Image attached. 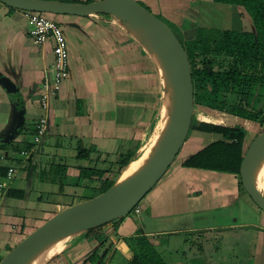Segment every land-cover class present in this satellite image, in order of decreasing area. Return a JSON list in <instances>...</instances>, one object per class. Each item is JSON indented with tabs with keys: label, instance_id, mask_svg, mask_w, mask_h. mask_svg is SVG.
Segmentation results:
<instances>
[{
	"label": "crops",
	"instance_id": "crops-1",
	"mask_svg": "<svg viewBox=\"0 0 264 264\" xmlns=\"http://www.w3.org/2000/svg\"><path fill=\"white\" fill-rule=\"evenodd\" d=\"M144 1L146 4L151 5L155 13L165 14L167 18L169 16V19H166L177 29L183 41L193 39L198 27L238 29L243 24L236 14L237 9L235 7L217 3L213 0ZM198 7H200V10ZM6 8L0 3V63L5 62V67L11 65L12 68L17 69L18 73H22L25 76L22 80L23 85H25L26 81L29 83L33 81V88L31 86L30 88H28L29 86L26 88H28L27 91H34L36 90L34 87L41 81L43 73L52 59L50 46L45 45L42 48L36 46L28 35L29 29L25 27V25L28 26L25 16L19 11L10 13ZM59 16L61 20L72 21L71 19H67L72 18L71 15ZM82 24L85 26L88 24V21H81L78 25L77 29H79L80 33L71 31L74 41L68 37V48L71 57L70 73L68 78L63 82L59 93L51 99L47 134L43 142L35 146L34 150L36 154L35 159H33V161H36L41 166L40 168L44 167L45 163L66 164L68 178L72 171L79 170L80 165L85 166L87 160L77 159L78 151L82 148H93L90 154L99 151L104 155H117V153L127 147H137L138 145L140 147L143 144L142 139L144 135L135 136L132 130L135 128V120L139 121V110L142 109V107L140 108L138 97L145 93L142 87H148L149 85L148 77L142 75L141 78L139 73L142 72L139 70L135 71V68L129 65V61H126L124 66L122 64L123 59L119 53L123 54L124 52L128 57L127 60H130L129 57H136L137 55L129 49V46L133 44L132 41L127 42L129 39L121 36L119 31L115 33L114 37L108 39L100 31L99 27L101 23H99L86 28V32L89 33V38L86 41L88 43H86L87 46L83 44L84 47H80L84 37L80 30ZM103 26L107 25L103 24ZM96 27H98L99 31H95ZM96 43L100 47H95L97 46ZM81 48L82 51L80 52L79 49L81 50ZM35 56L37 64L34 68L32 65ZM27 68L32 73H29ZM37 72L41 73V75ZM0 73L2 74L1 71ZM34 104L37 105L39 111L40 106L37 101V94L34 96L30 94L28 101H26L25 107L27 109L25 110L24 122L28 115H33ZM40 112L41 110L34 119L31 117L28 120L31 128L34 127L35 122L40 116ZM225 118L227 122L234 120L231 117ZM197 133L201 134L197 143L215 140L211 139L212 137L209 134ZM22 136L20 135L19 140L23 138ZM207 136L208 140H206ZM105 160L109 164L112 158L105 156ZM102 161L104 162V159L100 160V162ZM0 162L2 164L6 162V164L10 165L7 160L1 159ZM24 162L26 161L23 160ZM178 162V165L173 167L140 202L141 212L135 216L139 218L138 222L143 223L142 228L139 227L128 232H114L118 237V241L116 242L115 239H112L113 247L111 251H113V254L115 251L123 250L122 244L126 242L123 241L125 238L136 235L146 236L151 242V239H156V243L157 239L162 242L165 239L170 244V238L176 240V238H181L177 235L187 232L214 230L220 228V226L237 227L253 225L248 224L249 222L239 223L237 219L232 223H225L228 218L231 219L234 216L235 205L238 204L239 206L242 202L248 200L245 193L241 192L239 188V177L237 178V175L207 169L184 168L181 166L182 160ZM100 168H102V164ZM107 174L110 173H106L105 175L107 176ZM33 177L38 178L36 174ZM26 179L29 181L27 176ZM31 180L32 178H30ZM86 183L93 184L92 186L97 185V182L94 180H88ZM10 187L21 189L20 184H14V181L11 182ZM38 193H40V190L37 191ZM6 194L5 198H1L0 191V256L4 253L2 251L6 247L5 245L12 246L9 244L10 240H7V236L9 234L14 235L9 222H12L13 225L16 218L14 216L15 211L14 209L12 210L13 207L6 206V204L9 203L11 205L19 201H23L26 204L28 198V196L26 198V193L24 199L10 198ZM188 196L190 198L193 197V199L191 201L186 200ZM2 199H5L4 203H2ZM28 203V206L26 205L25 207L24 215L19 218L21 220V231H23L22 228L25 230V228L31 225V227L39 226L48 215V212L44 211L36 216L38 207L35 209L34 205L29 201ZM16 208H18V204ZM39 209L41 210V207ZM235 211L237 212L238 208ZM184 213L193 215L194 217H203L204 220H210L213 216H218L221 222L215 225L214 223L206 224L204 222L201 224L196 222V225L193 227L178 229H172L165 225L167 222L168 224L170 223L171 215L176 218L177 214L180 216ZM162 215L167 218L159 222ZM262 218L263 222L261 226L264 227V217ZM30 220H33L32 224L29 223ZM35 221H39V225ZM133 224L136 226L135 222ZM22 238L21 234L17 237L19 240ZM258 242L259 245L260 243L264 244L262 233L258 235ZM122 253L123 261L125 264H128L123 251ZM262 253H264L263 249L260 251L256 250L254 253L256 255L252 253L254 258L251 262L253 264H264L261 255H259ZM73 259L71 257V263L80 261L77 258ZM70 261L64 263H70ZM56 264H63V262Z\"/></svg>",
	"mask_w": 264,
	"mask_h": 264
},
{
	"label": "rangeland",
	"instance_id": "rangeland-1",
	"mask_svg": "<svg viewBox=\"0 0 264 264\" xmlns=\"http://www.w3.org/2000/svg\"><path fill=\"white\" fill-rule=\"evenodd\" d=\"M139 3H141L143 6H145L147 9H149L155 16H158L159 19H161L163 22H165L167 25H171L167 19H169V16L165 14H158L153 11V8L151 5L146 4L144 0H137ZM7 7V6H5ZM200 10V7H198ZM10 13L16 12L17 10H14L12 8L7 7L6 8ZM238 15V12L236 13ZM46 16H50L49 14H46ZM239 16V15H238ZM167 18V19H166ZM57 19V17H55ZM71 19L70 20H65L63 19L61 23V27L64 29L65 33L68 35L73 40V33L71 31H76L77 33H80L75 26H71L69 24L74 23L79 25L81 21H88V24L83 26L81 25V32L82 35L84 36L82 41H81V46L84 47L87 46L86 42L87 38H89V33L86 32V28L88 26L92 27L91 25H96L101 23L100 25V31L105 34V36L110 39L111 37L115 36V33L119 31L121 36L127 37L129 40L127 42H133L132 46H129V49L132 50V52L136 55V57H129L130 60H127V55L122 53H119L122 60L123 66L125 65L126 61H129V65L135 68V71H140L142 73H139V76L142 78V75L147 76L149 80V85L148 87L143 86L144 94L139 95L138 100L140 103V108L142 107L140 111V114L138 115L139 121L135 120V128H133L132 133L135 136H143V144L141 145V148L147 146L150 141L152 140V137L158 132L161 116L163 114V102H162V91H163V81L158 73L155 65L152 63L150 58L145 54L143 49L141 48L140 45H138L125 31V29L122 27L123 23L117 19L113 18L110 15L107 14H99L97 16H91V17H79V16H72V18H67ZM58 21L61 20V17L58 16ZM247 22V21H242ZM84 23V22H83ZM103 24L107 26H103ZM98 26V25H97ZM111 26V27H110ZM25 27L28 29L29 27L25 25ZM247 27V23L245 24L244 28ZM95 31H99L98 27ZM174 31H177V29L173 26L172 27ZM107 39V40H108ZM74 41V40H73ZM97 46L95 47H100L98 43H96ZM118 48V46H117ZM91 49V48H90ZM79 51H82L79 49ZM118 51V50H117ZM5 62L0 63V71L2 74L5 76L11 78L19 88V91L21 95L23 96V104L24 107L26 106V101H28V97L31 94V96H34L39 93V84H37L36 90L34 91H27L28 88H33L34 84L33 81L29 83L26 81L25 85H23V78L25 77L22 75V73H18L17 69H14L10 66L5 67ZM37 64V59L36 56L33 58V65L32 67H36ZM29 73H32L29 68H27ZM39 75L41 73L37 72ZM32 76L31 74H28ZM44 76V73H43ZM34 78V77H33ZM29 86L28 88H26ZM37 92V93H36ZM142 97V98H141ZM9 95L7 94L3 84L0 82V144H8V143H13L11 144L14 145L15 143L18 142L20 134L16 133L15 128H10V130L7 131V125H9L10 122V101H9ZM251 110L259 112L260 116H264V92L259 95L258 99L256 102L254 101V98L251 101ZM39 108V107H38ZM193 111V121L194 124H198L200 121H208V122H213L217 124H222V125H227V126H232V125H242L245 127L247 130V136H246V143H250V141L264 129L263 125H260L259 122H255L252 120H247V119H239L236 116H230L228 114L221 113L217 110L211 111L207 107H203L200 105H196L194 107ZM27 107H25V110ZM40 111V108H39ZM37 109V105L34 104L33 106V115H28L26 117L25 121V129L31 128L30 123L28 120L32 117L33 119L35 116L39 113ZM138 111V113H139ZM225 117H231L234 120L230 121H225ZM25 118V117H24ZM229 119V118H228ZM31 121V120H30ZM234 121V122H233ZM11 127V126H10ZM198 131H192L191 135L189 137V140L187 139L185 143L183 144L179 154L176 156L174 159L173 163L165 173V175L159 180V182L168 174L170 170L173 169V167H176L179 163L178 161H183V158L187 157L190 153L194 152L197 148L201 147L203 144H207L206 142H209L208 136L206 137V142L203 143H197L199 140V136L201 134L197 133ZM4 133H7L8 136L3 135ZM23 136H25L26 140L30 141L32 140V135L31 133L28 134L26 132L22 133ZM22 136V137H23ZM211 139H218L221 138L220 135H211ZM60 142V141H59ZM146 144V145H145ZM144 145V146H143ZM196 145V146H195ZM80 148V147H79ZM35 149V148H34ZM34 151V150H33ZM95 152L97 153L95 155ZM94 154H90L88 157V160L85 162V166L88 167H95L97 169H106L108 166V163L105 161V156H109L110 158L115 157V154L112 155H104L103 153L99 151H95ZM33 153V152H32ZM6 157L9 158H14V153H11L7 148L6 149H0V158L1 159H6ZM98 157V158H97ZM0 159V160H1ZM18 159L21 161L22 156H18ZM104 159V162H100V160ZM6 161V160H4ZM28 161V160H27ZM1 163V162H0ZM3 164H6V162H3ZM12 167L17 168L15 177L12 181H14V184L19 183L21 186V189L25 190L26 195L28 196L27 198V203L23 201L19 202H14V204H9L7 203L6 206H11L13 207L12 210L14 209L15 214L14 216L16 217L15 223L12 225V222H9V226L12 228V231H14V235L9 234L7 236V240H10V243L12 246L13 244L19 240L17 237H19V234L24 237L25 235H28L31 231H33L36 227H29L22 229L21 231V218L22 215H24L25 212V207L26 205L28 206V201L34 205L35 209L38 207V210L36 211V216L41 214V212H48V215L45 219L42 221L45 222L51 217L55 216L59 212L63 211L69 206L84 202L86 200H89L93 198L94 196L99 194L98 190L92 189L93 184H85L84 180L79 178V170L78 171H72L70 177H67V170L65 172V175L63 177V186L60 190L58 184L50 181V176L47 175L45 176V179L40 180L39 178H35L31 176L32 180L29 181L26 179L27 176V168H26V163L23 165H18V162L13 161L11 162ZM102 164V168H100V165ZM53 175V174H52ZM120 176V175H119ZM119 176L115 175L114 173H110L106 175H103L101 179H117ZM68 178V179H67ZM238 178V176H237ZM115 179V180H116ZM89 180H94L97 182L99 180V177L97 175H93ZM239 180V178H238ZM3 183V180L0 179V183ZM67 182V183H66ZM158 182V183H159ZM29 183V184H28ZM11 185V184H10ZM10 185L6 186L7 188L0 190L1 191V198H5V194L8 192V188ZM87 185V186H86ZM157 186V184L155 185ZM154 186V187H155ZM239 188L241 189V192L245 193L243 190L242 186L239 184ZM40 190V193L37 194V191ZM41 195L43 198V201H38L37 196ZM7 195V194H6ZM245 196L248 200L245 202H242L239 206L238 204L235 205V210L238 208V211L236 212L234 210V216L230 219L228 218L225 223H232L234 222L235 219L240 222H249L248 224H253V225H246V226H237V227H221L218 229H208V230H200L197 232H187L184 234H180L177 236H180L181 238H170L171 242L168 244L165 239L162 241H159L157 239H151L152 240V245L158 252V254L161 256V258L166 262L170 264H253L252 259L254 258L253 255L256 250L260 251L263 249L264 251V244L258 242V235L260 233L263 234L264 237V227H262V222L264 214L263 212L255 206V204L252 202L250 197L245 193ZM196 198V197H194ZM36 199V200H35ZM188 196L186 200H192ZM3 200V201H2ZM2 203H4L5 199H2ZM185 200V201H186ZM33 201V202H32ZM44 205L43 207L40 204ZM18 204V208H16ZM238 206V207H237ZM41 207V210L39 209ZM8 208V207H7ZM6 208V209H7ZM8 210V209H7ZM33 211V210H32ZM201 215V214H199ZM32 216V214H31ZM142 217H144L142 215ZM166 216L162 215V218L159 219V222L162 220H166ZM170 223L168 222L165 224L166 226H169L172 229H178L182 227H193L195 226L196 222H199L203 224L204 222L206 224H219L221 222L220 217L218 216H213V218H210V220H204L203 217L199 216H193V215H188L187 213H184L183 215H176L175 216L171 215L170 216ZM139 218H137L134 214L133 211H131L127 216L124 218L120 219L118 222L115 223V229L113 231L111 225L104 226L103 231H105L106 235L109 238V242H112V239H115L116 242L118 241V237L114 232H128V231H133L136 228L138 229L139 227L142 228L143 223L138 222ZM37 222V221H35ZM133 222L136 223L133 224ZM30 224L33 223V220H30ZM39 221L36 223L38 224ZM39 225V224H38ZM111 228V229H110ZM111 230V231H109ZM139 236V235H137ZM136 237V236H134ZM9 238V239H8ZM87 234L84 232L80 235L62 240L61 242H58L54 245L52 250H49L50 258L52 259L49 262V264H56L58 262H69L71 260V257L74 259L77 258L80 260L79 262H73L71 263H66V264H82L81 258H79V255L84 259L86 258L89 254L92 252V245L93 241L91 244H89L90 239H86ZM128 244L132 242L131 240H127ZM181 242V243H180ZM180 247H179V244ZM108 244V243H107ZM157 244V245H156ZM4 248L2 252V256L9 251L12 246H7ZM106 245L101 246L98 248V253L102 254V257L104 258V264H125L123 261V256H122V251L125 253L128 250V247L124 244H122L123 250H118L115 251L113 254V251L110 252H103L105 250ZM179 247V248H178ZM71 248V249H70ZM170 250V252H168ZM74 251V252H73ZM254 251V252H253ZM253 253V255H252ZM261 255V259L264 263V253L259 254ZM1 257V256H0ZM56 259V260H55ZM73 259V260H74ZM113 259V261H112ZM88 264V263H86ZM92 264V263H89Z\"/></svg>",
	"mask_w": 264,
	"mask_h": 264
},
{
	"label": "water",
	"instance_id": "water-1",
	"mask_svg": "<svg viewBox=\"0 0 264 264\" xmlns=\"http://www.w3.org/2000/svg\"><path fill=\"white\" fill-rule=\"evenodd\" d=\"M0 3L19 12L79 17L107 14L119 19L128 35L141 46L155 65L163 81V105L167 100V106H163V112H166L168 119L166 129L142 168L126 181L118 183L117 178L106 191L69 206L43 222L0 259V264H25L35 254L44 249H52L62 240L102 225H111L113 221L127 216L142 201L165 175L185 143L195 109L193 85L190 63L182 43L165 22L137 0H94L89 3L64 0H0ZM69 25L79 27L74 23ZM63 33L66 36L64 30ZM0 82L9 95L11 105L7 131L10 128L17 131L24 124L23 96L16 83L1 73ZM165 86L169 88L167 93ZM43 139L44 137L39 144ZM141 149L140 146L133 159L139 155ZM262 160L264 129L248 143L239 171L243 190L264 213V170L261 181L257 179L258 167ZM30 178L29 174V183ZM51 260L49 257L45 264H49Z\"/></svg>",
	"mask_w": 264,
	"mask_h": 264
},
{
	"label": "trees",
	"instance_id": "trees-1",
	"mask_svg": "<svg viewBox=\"0 0 264 264\" xmlns=\"http://www.w3.org/2000/svg\"><path fill=\"white\" fill-rule=\"evenodd\" d=\"M64 1L89 3L94 0ZM213 1L235 7L239 17L249 22L250 30L236 31L198 27L193 39L183 41L180 34L174 31L173 26L168 25L182 43L190 63L193 105L194 107L200 105L230 116L259 122L260 125L264 126V116H260L259 112L251 110L252 99L254 98L256 102L259 95L264 92V0ZM39 14L46 16V13ZM49 15L51 17H47L58 24L62 22V20H57L59 15ZM65 35L68 48L69 40L67 34ZM48 45L52 49V44L49 43ZM192 131L209 135H220L221 138L197 148L195 152L185 157L181 163L182 167L207 169L234 174L239 177L242 155L247 147V130L245 127L240 125L227 126L207 121H200L198 124H194L192 118L186 140H189ZM24 132L34 135V128L25 129L24 122L21 129H18L16 133L23 135L22 133ZM3 135L8 136L7 133ZM11 144L13 143L0 144V149L7 148L11 153H14V158L6 157V159H2L9 161L10 165L8 163H0V178L3 180L6 177L8 168L12 165L11 162L16 161L18 164H22V159L20 161L18 156H23L22 152L30 151L35 146L33 140L28 141L25 136L14 145L11 146ZM137 148H139V145L137 147H127L120 151L110 160L106 169L103 170L80 165L79 178L83 179L86 184L93 175H97L99 180H97V185H94L92 189L98 190L99 194L106 191L114 184L115 179H101V177L106 173H114L119 176L134 158ZM92 149L91 147L80 149L77 159L88 160ZM34 154L35 150L28 161H26L27 177L29 178L28 173L30 176L36 174L38 178L40 177V180H43L45 176L49 175L52 184H58L61 190L67 165L63 163H45L44 167L40 168L41 166L36 161L32 162ZM239 184L241 186L240 178ZM7 197L24 199L25 192L21 189L9 188ZM37 200L43 201L42 196L40 195ZM119 220L110 223L112 229H115V223ZM107 225L85 232L87 234L86 239H90L91 243L92 241L94 243L91 254L84 259L79 255V258L82 259V264H104V258L102 254L98 253V248L106 245L103 252H110L113 247V243L109 242L108 236L103 231L104 226ZM128 239H132L131 244H128V242L123 243L128 247L127 252L124 253L128 264H166L148 237L136 235V237L125 238L123 241Z\"/></svg>",
	"mask_w": 264,
	"mask_h": 264
},
{
	"label": "built area",
	"instance_id": "built-area-1",
	"mask_svg": "<svg viewBox=\"0 0 264 264\" xmlns=\"http://www.w3.org/2000/svg\"><path fill=\"white\" fill-rule=\"evenodd\" d=\"M29 26V34L36 46L42 48L49 43L52 44V59L49 67L45 70L42 81L39 85V93L37 101L40 106V116L34 124L33 142L35 145L41 142L42 138L47 134L49 124V112L51 108V99H53L60 91L63 82L69 75V51L67 41L61 26L54 20L48 18L38 12H22ZM22 152L24 160H26L33 152ZM17 168H8L3 183H0V190L7 188L15 177ZM264 186V180H263ZM136 215H139L141 209L136 206L133 209Z\"/></svg>",
	"mask_w": 264,
	"mask_h": 264
},
{
	"label": "bare ground",
	"instance_id": "bare-ground-1",
	"mask_svg": "<svg viewBox=\"0 0 264 264\" xmlns=\"http://www.w3.org/2000/svg\"><path fill=\"white\" fill-rule=\"evenodd\" d=\"M165 91H166V93L169 91L168 86H165ZM163 106H165V107L167 106V100L165 101V105H163ZM167 122H168L167 114H166V112H163V115L161 116L160 124L158 126V128H159L158 132L154 135V137H152V140L150 141V143L140 150L139 155L135 159H133L124 168L121 175L118 177V183H122V182L126 181L127 179L131 178L147 162L150 154L152 153V151L154 149V145L162 137L164 130L166 129ZM263 170H264V160H262V162L260 163V165L258 167V171H257V179L259 181H261L260 179H261V176L263 174ZM50 254H49L48 249H47V251L44 249V250L40 251L39 253L35 254L30 259H28L25 264H45V262L49 259Z\"/></svg>",
	"mask_w": 264,
	"mask_h": 264
},
{
	"label": "flooded vegetation",
	"instance_id": "flooded-vegetation-1",
	"mask_svg": "<svg viewBox=\"0 0 264 264\" xmlns=\"http://www.w3.org/2000/svg\"><path fill=\"white\" fill-rule=\"evenodd\" d=\"M239 19L240 20H244V21H247L246 19H242V18H240L239 17ZM247 23V27L246 28H244V26H245V24ZM243 22V24H242V26H240L238 29H232V28H230V30H236V31H249L250 30V24H249V22L247 21V22ZM215 29H219V28H215ZM222 30H225V29H222ZM239 119H244V118H240V117H238ZM236 125H239V124H236ZM240 126H242V125H240Z\"/></svg>",
	"mask_w": 264,
	"mask_h": 264
},
{
	"label": "clouds",
	"instance_id": "clouds-1",
	"mask_svg": "<svg viewBox=\"0 0 264 264\" xmlns=\"http://www.w3.org/2000/svg\"><path fill=\"white\" fill-rule=\"evenodd\" d=\"M21 13H22V12H21ZM60 26H61V25H60ZM61 28H62V27H61ZM62 30H64V29L62 28ZM28 34H29V33H28ZM29 35H30V34H29ZM68 49H69V48H68ZM68 51H69V50H68ZM70 58H71V57H70V53H69V68H70ZM48 67H49V66H48ZM48 67H47V68H48ZM47 68H46V69H47ZM69 73H70V69H69ZM68 76H69V75H68ZM39 85H40V84H39ZM39 89H40V88H39ZM44 137H45V136H44ZM32 140H33V137H32ZM38 144H39V143H38ZM38 144H37V145H38ZM37 145H35V146H37ZM35 146H34L33 148H35ZM22 155H23V154H22ZM31 155H32V154H31ZM31 155H30L26 160H24V155H23V156H22V164L26 163V162L23 163V160H24V161H27V160L31 157ZM18 165H21V163H19ZM16 171H17V170H16ZM139 204H140V203H139ZM139 204H138L137 206H139ZM139 207H140V206H139ZM132 211H133V210H132ZM134 214H135V213H134ZM135 215H136V214H135Z\"/></svg>",
	"mask_w": 264,
	"mask_h": 264
}]
</instances>
